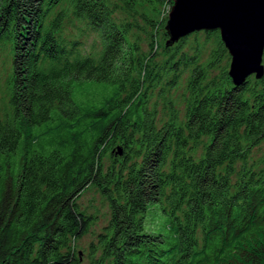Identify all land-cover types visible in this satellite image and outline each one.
<instances>
[{
	"label": "trees",
	"instance_id": "1",
	"mask_svg": "<svg viewBox=\"0 0 264 264\" xmlns=\"http://www.w3.org/2000/svg\"><path fill=\"white\" fill-rule=\"evenodd\" d=\"M171 5L0 0V264H264V75L234 86L218 30L165 45Z\"/></svg>",
	"mask_w": 264,
	"mask_h": 264
},
{
	"label": "water",
	"instance_id": "2",
	"mask_svg": "<svg viewBox=\"0 0 264 264\" xmlns=\"http://www.w3.org/2000/svg\"><path fill=\"white\" fill-rule=\"evenodd\" d=\"M164 29L167 46L195 31L218 30L234 86L264 75V0H172Z\"/></svg>",
	"mask_w": 264,
	"mask_h": 264
},
{
	"label": "rangeland",
	"instance_id": "3",
	"mask_svg": "<svg viewBox=\"0 0 264 264\" xmlns=\"http://www.w3.org/2000/svg\"><path fill=\"white\" fill-rule=\"evenodd\" d=\"M170 10V8H169ZM168 10V11H169ZM168 12H164L167 14ZM74 24V23H73ZM71 22H65L63 24V34L64 36H69L77 32L76 26H74ZM190 35V34H189ZM93 37L92 34L89 36H80V40L83 42L82 47L86 44L90 43L91 38ZM162 36L159 37L157 40L158 42L162 40ZM146 45H144V48ZM158 58V55L157 57ZM262 63L264 64V52L262 56ZM10 68V55H9V48L7 44H0V94L4 91L5 85V78ZM253 76V75H251ZM250 76V77H251ZM248 77V78H250ZM107 157L105 160L107 161ZM80 205L90 214L95 216V220L93 224L90 226L89 232L85 234L79 241V245L81 247H86L87 244L94 239L96 233H98L101 228L107 223L109 218V209L106 202L102 199L100 194L92 187L86 189L81 196L79 197ZM160 218L158 214L149 212L145 218V228L151 230V226L158 224ZM80 264H88V261L85 257H82Z\"/></svg>",
	"mask_w": 264,
	"mask_h": 264
},
{
	"label": "built area",
	"instance_id": "4",
	"mask_svg": "<svg viewBox=\"0 0 264 264\" xmlns=\"http://www.w3.org/2000/svg\"><path fill=\"white\" fill-rule=\"evenodd\" d=\"M169 10V9H168ZM168 12V11H167Z\"/></svg>",
	"mask_w": 264,
	"mask_h": 264
}]
</instances>
